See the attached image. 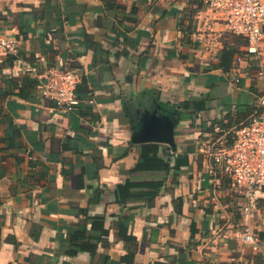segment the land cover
Wrapping results in <instances>:
<instances>
[{
  "label": "crops",
  "instance_id": "crops-1",
  "mask_svg": "<svg viewBox=\"0 0 264 264\" xmlns=\"http://www.w3.org/2000/svg\"><path fill=\"white\" fill-rule=\"evenodd\" d=\"M0 33L18 40L13 62L0 50V264H264V196L253 252L241 194L206 152L213 125L264 94L256 57L222 59L247 44L222 15L204 0H0ZM32 62L82 74L77 109L31 86ZM157 108L174 112L175 149L132 141ZM94 216L96 253H70Z\"/></svg>",
  "mask_w": 264,
  "mask_h": 264
},
{
  "label": "built area",
  "instance_id": "built-area-1",
  "mask_svg": "<svg viewBox=\"0 0 264 264\" xmlns=\"http://www.w3.org/2000/svg\"><path fill=\"white\" fill-rule=\"evenodd\" d=\"M214 12L224 17L228 30L244 37L247 44L236 55L242 62L245 56L256 57L264 65V0H204ZM18 49L15 37L0 33V50L13 54ZM26 71L39 79L37 88L41 94L51 99L65 111H73L78 102L77 87L82 74L75 69L60 66L40 68L36 63L28 64ZM239 82V78L236 79ZM94 102L93 99H90ZM219 127H216V131ZM230 145L223 137L211 138L206 144V152L213 162L231 179L241 194L240 209L244 217L241 241L253 252L262 250V240L253 218L264 196V94L259 99L258 109L247 122L234 127Z\"/></svg>",
  "mask_w": 264,
  "mask_h": 264
},
{
  "label": "trees",
  "instance_id": "trees-1",
  "mask_svg": "<svg viewBox=\"0 0 264 264\" xmlns=\"http://www.w3.org/2000/svg\"><path fill=\"white\" fill-rule=\"evenodd\" d=\"M90 44L97 45L94 42H91ZM94 47H96V46H94ZM240 52H242V51L239 49H236L234 47L230 48L228 51L226 50L223 52V54H222L223 58L222 59H225V57L227 55L229 56V59H232V58H234V55L239 54ZM8 60L13 62L15 60V57L11 54V55H9ZM34 62H32V63H34ZM230 67H231V65H229L228 68L230 69ZM62 68H66V67H62ZM81 79H82V77H81ZM29 80L31 81V86H33L34 88H37V85H38L37 79H33V78L29 77ZM84 83H85V81H84ZM198 104H199L198 102H194V101L183 102L182 106L183 107H189L190 105H192V106H194V109L195 108L197 109L199 107ZM77 107H78V105L76 104L75 109H77ZM81 107L82 106L79 105V109H81V111H82ZM88 109L89 108H87V110ZM87 110L82 111V113L84 112V114H87ZM250 118H251V116L247 120L245 119L244 121H242L241 123L247 122ZM241 123H239L238 125H240ZM238 125H236V126H238ZM216 127H219L218 131H216ZM234 127L235 126L230 127V126L226 125L223 121L216 122L213 125V127L210 129L211 136L218 138V137H222V135L229 132L228 135L225 137V139H226V144L230 145L231 135H232L231 130ZM167 168H169V164H167ZM175 169L178 170L179 166L177 165L175 167ZM155 192L153 191V193L150 194V196H153V194ZM260 201H261V199H260ZM87 220H90L92 222V229L96 231V234L95 233L88 234L86 232L85 228L82 231H80L79 233H73V236L70 238V244L72 246H71V248L67 249L72 254H75L76 252L81 250V251H88L92 255H94L97 251V248H98V241L102 240L104 238V236L108 234V229H106V227L104 226V224H105V217L104 216H94V217L87 218ZM85 226H86V224H85Z\"/></svg>",
  "mask_w": 264,
  "mask_h": 264
},
{
  "label": "water",
  "instance_id": "water-1",
  "mask_svg": "<svg viewBox=\"0 0 264 264\" xmlns=\"http://www.w3.org/2000/svg\"><path fill=\"white\" fill-rule=\"evenodd\" d=\"M173 113V111L168 109L157 108L153 111L146 109L140 117L136 131L132 135V141L135 143L148 141L162 142L175 149L177 119L173 116Z\"/></svg>",
  "mask_w": 264,
  "mask_h": 264
}]
</instances>
